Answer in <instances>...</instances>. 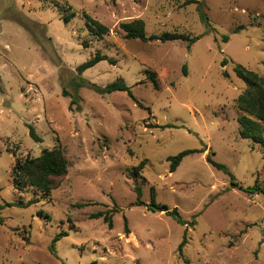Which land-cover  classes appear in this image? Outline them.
<instances>
[{
    "label": "rangeland",
    "instance_id": "rangeland-1",
    "mask_svg": "<svg viewBox=\"0 0 264 264\" xmlns=\"http://www.w3.org/2000/svg\"><path fill=\"white\" fill-rule=\"evenodd\" d=\"M185 1L0 0V264H264V195L231 186L264 188L262 147L238 133L234 102L245 85L233 72L240 65L264 76V0H194L208 26ZM60 7L75 14L68 23ZM83 13L108 33L90 36ZM133 20L146 37L196 39H125L119 25ZM96 53L112 63L79 75ZM81 80L100 88L123 81L131 97L75 92ZM57 145L69 163L57 187L46 199L18 193L15 160ZM183 151L203 152L169 173L167 159ZM151 188L183 224L147 209ZM98 212H110L111 229L89 219Z\"/></svg>",
    "mask_w": 264,
    "mask_h": 264
},
{
    "label": "trees",
    "instance_id": "trees-1",
    "mask_svg": "<svg viewBox=\"0 0 264 264\" xmlns=\"http://www.w3.org/2000/svg\"><path fill=\"white\" fill-rule=\"evenodd\" d=\"M195 4L196 9L199 13L200 20L208 26V20L202 13L200 8V3L194 0H187L184 2V6ZM61 11L65 13L63 17L64 23H68L75 14L69 11V8L60 7ZM84 20V27L87 33L94 38H101L108 33L107 27L95 21L87 14H82ZM119 28L123 31L125 39L133 40L137 39L142 42L157 40L161 43L165 42H175L182 41L190 45L196 38H191L185 34L178 33H163L159 36H149L146 37L144 24L140 20H133L127 23H121ZM223 42L227 41L226 37L222 38ZM107 61L112 63L106 56L96 53L91 59L87 60L77 68V73L80 75L84 71L94 67L100 62ZM226 65V60L221 62V66ZM233 72L235 76L241 80L245 89L240 93V95L235 100V107L241 113L237 119L238 123V133L241 139L250 140L253 144L260 145L263 151L264 159V76H259L256 73L247 70L240 65H233ZM183 73L186 74L185 69ZM224 77L227 76L225 72L222 73ZM149 80L154 90L158 89V83L155 79V74L150 73ZM87 86L94 90L98 94H111L114 92L126 93L131 97L129 88L125 85L123 81H114L103 88L97 87L94 84H89L83 80L76 83L74 82L75 92L79 88ZM1 87V86H0ZM78 100L77 95L73 96L70 101V107L75 105ZM78 109V107H77ZM170 126H163L161 128H169ZM29 137L35 143H39L41 139L35 133L32 126L28 127ZM203 151H183L174 157H169L167 161L169 162V173H173L178 167L180 162L185 156L194 153H201ZM206 162L214 169L223 171L225 174H229L227 168L221 164L214 162L209 155L206 156ZM145 161L139 163V165L132 169V175L138 176L139 172L143 169ZM68 160L66 159L64 150L59 146H55L50 150H43L41 154L36 158H31L29 156L23 159H16L11 171L10 178L13 182L14 189L20 193H27L32 190L34 193L39 194L42 199H46L48 195L54 190L58 182L57 180L64 177L68 170ZM232 179V178H231ZM231 186L238 188L247 194H262L264 195V188L258 186L257 183L249 189H242L238 187L235 183L231 182ZM134 192L137 196V203L139 204L141 197V190L139 187L134 188ZM17 205V204H16ZM5 206H11V204H5ZM85 206L84 204L76 205L77 208ZM1 208V207H0ZM147 209L154 211H165L167 216L172 217L178 224H183L176 209L168 211L165 207L157 204L155 202V192L151 188L150 190V203L147 205ZM112 215L110 212H98L91 214L89 219H101L108 228H112ZM2 220L0 219V224ZM125 233H127V226L124 227ZM65 233H59L56 235L52 244H54L59 238L65 236ZM185 244V239L179 245V251Z\"/></svg>",
    "mask_w": 264,
    "mask_h": 264
}]
</instances>
